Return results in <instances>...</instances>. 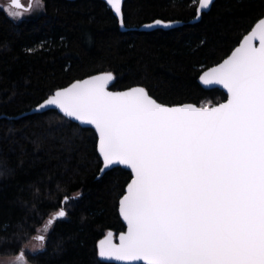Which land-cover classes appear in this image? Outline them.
<instances>
[{
	"label": "trees",
	"instance_id": "trees-1",
	"mask_svg": "<svg viewBox=\"0 0 264 264\" xmlns=\"http://www.w3.org/2000/svg\"><path fill=\"white\" fill-rule=\"evenodd\" d=\"M197 1L123 0L125 31L101 0H43L39 14L19 21L0 9V258L23 250L29 264H112L98 259L97 243L124 230L117 208L130 173L114 168L98 178L91 129L57 111L21 115L73 81L109 72L110 90L144 87L167 106L223 102L198 77L264 17V0H215L190 24ZM158 19L182 25L137 30ZM61 207L67 215L42 250L25 251Z\"/></svg>",
	"mask_w": 264,
	"mask_h": 264
},
{
	"label": "snow or ice",
	"instance_id": "snow-or-ice-1",
	"mask_svg": "<svg viewBox=\"0 0 264 264\" xmlns=\"http://www.w3.org/2000/svg\"><path fill=\"white\" fill-rule=\"evenodd\" d=\"M211 2L199 0L197 16ZM106 3L122 16L121 0ZM33 4L44 7L43 0H29L27 7L9 0L5 11L18 19ZM112 79L109 72L76 81L38 105L92 125L104 169H131L119 200L127 232L119 244L110 232L98 255L144 264H264V19L200 76L204 85L227 90L224 103L167 106L144 87L108 91ZM66 215L61 207L45 232ZM34 239L42 249L45 236ZM23 259L21 250L16 260Z\"/></svg>",
	"mask_w": 264,
	"mask_h": 264
},
{
	"label": "water",
	"instance_id": "water-1",
	"mask_svg": "<svg viewBox=\"0 0 264 264\" xmlns=\"http://www.w3.org/2000/svg\"><path fill=\"white\" fill-rule=\"evenodd\" d=\"M101 1H103V2L107 5L106 0H101ZM122 1H123V0H121V7H122ZM214 1H215V0H212V2L210 3V5H209V7H208L207 9H203V10H201V14H200L199 16H197V14H196V17H195L193 20L190 21V24L198 22V21L200 20V18H201V15H202L203 13H207V12L210 10V8H211L212 4L214 3ZM20 3H21V0H20ZM107 7H108L109 9H111V7H110L109 5H107ZM198 7H199V0L197 1L196 10H197ZM111 10H112V9H111ZM112 12H113V10H112ZM113 14H114V16H115V13H114V12H113ZM115 17H116V16H115ZM116 19H117L118 22H119L120 29H121L122 31H125L124 27L121 26V19H122V16H121V17H116ZM261 19H264V17H262ZM259 20H260V19H259ZM259 20H258V21L252 26V28L249 30V32H248L246 35H248V34L252 31V29H253V28L255 27V25L259 22ZM168 23H170V26H169V27H164L163 25H154V22H152V23H150V24H146V25L140 27V28L137 29V30H138V31H145V32H148V31H153V30H156V29H161V30L167 31V30H170V29H172V28H175V27H178V26H181V25H182V23H180V22H168ZM147 25H153V26H152V27H147ZM246 35H244L243 38H244ZM243 38L240 40V42L238 43V45H237L236 47L239 46V44L242 42ZM253 44H254L255 46H257V47L259 46V39H258V37H256V38L253 40ZM236 47H235V48H236ZM235 48H234L232 51H234ZM232 51L229 53L228 56L231 55ZM228 56H227V57H228ZM227 57H226V58H227ZM226 58H224V59H226ZM224 59H223V60H224ZM223 60H222L220 63H222ZM220 63H218V64H220ZM218 64H216L215 66H217ZM215 66H212V67H210V68L204 70V71L199 75V77H198V83H199V85H200L203 89H206V90H209V89H219L220 91H222V92L225 94V96H226V99H225L223 102H221V103H224V102H226L227 99H228V95H227V90H226V89H224L221 85H204V84L200 81V76L203 75L204 72L208 71L209 69H211V68H213V67H215ZM100 74H104V73H99V74H96V75H100ZM92 76H94V75H91V76L85 77V78L80 79V80L88 79V78H90V77H92ZM76 81H79V80H76ZM76 81H73L72 83H70L69 85H67V86H65V87H63V88H66V87L71 86V85H72L73 83H75ZM113 81H114V76H113V79H112L111 81H109V83H108V86H107V90H108V91H112V90L109 89V87H110V85L113 83ZM63 88H60V89H63ZM131 88H132V87H131ZM128 89H130V88H128ZM57 90H59V89H57ZM126 90H127V89H126ZM55 91H56V90H55ZM55 91H54L51 95H53V94L55 93ZM122 91H125V90H122ZM113 92H116V91H113ZM49 96H50V95H49ZM49 96H48V97H49ZM48 97H47V98H48ZM47 98H46V99H47ZM44 100H45V99H44ZM44 100H43V101H44ZM43 101H42V102H43ZM42 102H40V103H42ZM40 103H39V104H40ZM39 104H38V105H39ZM219 104H220V103H219ZM38 105L35 106L34 108H32V109H31L30 111H28L27 113L22 114L21 116L34 115V114H41V113L48 112V111H57L58 113H60L61 115L64 116V114L61 113V112L59 111V109L55 108L54 106H52V107H50V108H46V109H38ZM181 105H182V104H181ZM193 105H194V104H193ZM217 105H218V104H217ZM173 106H176V105H173ZM195 106H196V105H195ZM214 106H216V105H214ZM210 107H211V106H210ZM64 117H66V116H64ZM17 118H18V117H17ZM66 118H67L68 120L74 122L75 124L79 125L81 128L91 129V130L95 133V135H96V139H97V141H96V151H97V154H98V156H99V152H98V148H97V145H98V139H99V138H98V135H97L96 132H95L94 127H93L92 125L81 124L79 121L75 120L74 118H70V117H66ZM15 119H16V118H15ZM99 158H100V160H101V168H100V171H99L98 178L101 177L105 172H107V171H109V170H111V169H114V168H121V169L126 170V171H128V172L130 173V180H129V182L131 181V169H130V168H127V167L124 166V165H112V166H109L108 168L104 169V168H103V160H102V158H101L100 156H99ZM101 169H103V171H101ZM129 182H128V183H129ZM128 183H127V184H128ZM126 191H127V185L125 186V189H124V193H123V195L126 193ZM123 195H122V196H123ZM122 196H121V197H122ZM121 197H120V198H121ZM120 198H119V200H120ZM119 200H118V208H117V211H118L119 219H120L121 223H122L123 226H124V230H123L122 232H120V233H117L116 235H114L113 232L109 231V232H107L106 235L101 239V240H104L105 237H107L108 234L111 232V233H112V236L110 237V239H111V242H112L113 244H119V243H120V240H119L120 235H121L122 233H124V232H127V224H126V222L123 220V218L120 216V213H119ZM101 240H99L98 243H97V255H98V246H99V242H100ZM98 259H99L100 261H102V262H107V263H112V264H144L143 261H133V262L117 261V260H115V259L101 258L99 255H98Z\"/></svg>",
	"mask_w": 264,
	"mask_h": 264
},
{
	"label": "rangeland",
	"instance_id": "rangeland-1",
	"mask_svg": "<svg viewBox=\"0 0 264 264\" xmlns=\"http://www.w3.org/2000/svg\"><path fill=\"white\" fill-rule=\"evenodd\" d=\"M28 3H29V0H21V4L24 6H27ZM8 4H9V0H0V9L3 10L6 15H7V12L5 11V8L8 6ZM41 11H42L41 7L33 4V8L31 11L24 12V14L20 18L14 19V20L19 21V20L25 19L31 15L39 14V12H41ZM9 18L13 19L12 17H9ZM206 106H209V105H206ZM46 223H47V221L44 223V225L40 229L37 230L36 234L25 244V246H24L25 251H28L30 253H36V252H39L40 250H42L41 248L38 247V245L41 244V241H38L34 238L38 235H44L45 240H46L47 234H48L49 230L51 229L50 228L48 230V232H45L44 228H45ZM45 240L43 241V244L45 243ZM16 257L17 256L0 258V264H29L25 258L23 259V261H17Z\"/></svg>",
	"mask_w": 264,
	"mask_h": 264
},
{
	"label": "flooded vegetation",
	"instance_id": "flooded-vegetation-1",
	"mask_svg": "<svg viewBox=\"0 0 264 264\" xmlns=\"http://www.w3.org/2000/svg\"><path fill=\"white\" fill-rule=\"evenodd\" d=\"M29 4V3H28ZM28 6V5H27ZM27 6H25V7H27Z\"/></svg>",
	"mask_w": 264,
	"mask_h": 264
}]
</instances>
